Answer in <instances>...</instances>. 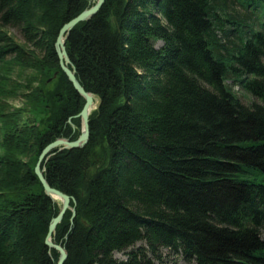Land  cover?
Wrapping results in <instances>:
<instances>
[{
    "label": "trees",
    "instance_id": "1",
    "mask_svg": "<svg viewBox=\"0 0 264 264\" xmlns=\"http://www.w3.org/2000/svg\"><path fill=\"white\" fill-rule=\"evenodd\" d=\"M92 4L0 0V264L58 259L45 238L60 207L34 166L55 139L80 134L84 99L54 45ZM258 7L264 0H103L69 31V67L100 103L87 143L41 164L75 210L52 235L63 264H154L162 247L197 264H264V17L246 27ZM45 71L56 72L50 88ZM15 98L23 105L6 110Z\"/></svg>",
    "mask_w": 264,
    "mask_h": 264
},
{
    "label": "water",
    "instance_id": "2",
    "mask_svg": "<svg viewBox=\"0 0 264 264\" xmlns=\"http://www.w3.org/2000/svg\"><path fill=\"white\" fill-rule=\"evenodd\" d=\"M103 3V0H96L95 3L90 6L89 8L82 11L80 14L69 20L67 23H65L61 29L58 32L56 41H55V50L58 57V63L60 69L63 71V73L66 75L69 82L72 84L73 88L76 90V92L84 99V104L80 112L76 115L80 119V134L78 137L74 140H69L66 138H57L53 142H51L49 145H47L40 153L37 163L34 168V173L36 177L38 178L39 182L42 185L43 192L46 194L52 201L53 195L59 197L62 199V205L59 208V212L55 217H52L49 223L48 232L45 238V244L47 247L56 250L59 253L58 259L55 264H63L65 258H66V251L64 249L63 245L56 244L52 241V235L55 232V228L58 223L62 220L66 210H70L72 213L73 218L75 216V210L74 208L70 207V197L68 195H65L61 191L52 188L47 183L44 175H43V169H41V164L43 161H45L51 150L53 149H73V148H81L83 147L87 141L89 136V127H88V119L90 113L97 109L100 103L99 97L96 95L86 92L83 87L79 84L75 77L74 69L72 67H69V58L67 56L66 50H65V40L69 33V31L79 22L88 20L91 16H93L98 9L101 7ZM93 97H96V103L93 107L92 101Z\"/></svg>",
    "mask_w": 264,
    "mask_h": 264
},
{
    "label": "rangeland",
    "instance_id": "3",
    "mask_svg": "<svg viewBox=\"0 0 264 264\" xmlns=\"http://www.w3.org/2000/svg\"><path fill=\"white\" fill-rule=\"evenodd\" d=\"M91 2H93V4H94V0H91ZM234 8H235V10H238L240 12L246 11L243 7L239 6V4L237 2H235L233 9ZM256 13H257V14H255L257 16L256 19H258V20H256L255 22H253V24H252L251 21H249L248 24H246V27L248 29H250V30L252 28L257 29V24L264 17V10L262 9V7H258L256 9ZM231 28L232 27L229 24L225 25V27H224L225 31H227L228 29L231 30ZM5 30L8 32V34H10L12 37H14V39L16 41H18V42H22L23 41L22 38L20 37V34H19V32L17 31L16 28L7 27V28H5ZM243 30H245V29L243 28ZM229 36L235 38V36L233 35V32H231V31H230V35ZM161 46H163V42L157 41L155 43V47L156 48H160ZM41 76H42V79L41 80L43 81V84L41 83V85H44L45 84L44 86H46V88L47 87L50 88V86H52V84L55 82L54 79L56 77V72L50 74L49 72L45 71L44 74L41 75ZM13 78H14V76H13ZM234 89H235V92L240 93L239 94L240 96L243 95L242 90H240V88L237 85H236V87H234ZM251 100H252V98L251 99L250 98L249 99H242V101L245 102V103H248ZM6 101H7V104H8V108L6 110H8V109L11 110L13 108H19V107H21L23 105V103H21V100L20 99H17V98H15V99H9V100H6ZM5 104L6 103L2 104V100L0 99V107L1 108H4V105ZM0 127H3V124L0 123ZM37 160H38V158H37ZM36 163H37V161H36ZM36 163H35V165H36ZM34 168H35V166H34ZM70 207L71 208H74L71 205H70ZM260 237L264 241V229L261 231ZM144 245L145 244L143 242H138V243L135 244L134 248L139 247V246H144ZM159 253L161 255V260H154V264H197L194 261V259L188 261V260L184 259V257L180 253H176L175 254L170 249L165 248V247L160 248V252ZM115 257L117 259H125L126 258V256L123 253H115Z\"/></svg>",
    "mask_w": 264,
    "mask_h": 264
},
{
    "label": "bare ground",
    "instance_id": "4",
    "mask_svg": "<svg viewBox=\"0 0 264 264\" xmlns=\"http://www.w3.org/2000/svg\"><path fill=\"white\" fill-rule=\"evenodd\" d=\"M95 1L96 0H94V3H95ZM95 103H96V97H93V101H92V104L91 105L94 107L95 106ZM52 197H53L54 201L59 204V207H61V205H62V199L59 198V197H57V196H55V195H53Z\"/></svg>",
    "mask_w": 264,
    "mask_h": 264
}]
</instances>
